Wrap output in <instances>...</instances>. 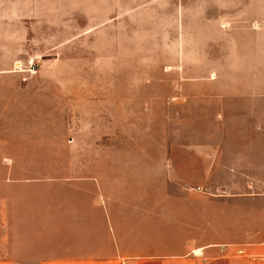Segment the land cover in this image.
I'll return each mask as SVG.
<instances>
[{"label": "rangeland", "instance_id": "obj_1", "mask_svg": "<svg viewBox=\"0 0 264 264\" xmlns=\"http://www.w3.org/2000/svg\"><path fill=\"white\" fill-rule=\"evenodd\" d=\"M172 145L264 192V0H0V259L73 194L170 191Z\"/></svg>", "mask_w": 264, "mask_h": 264}, {"label": "crops", "instance_id": "obj_2", "mask_svg": "<svg viewBox=\"0 0 264 264\" xmlns=\"http://www.w3.org/2000/svg\"><path fill=\"white\" fill-rule=\"evenodd\" d=\"M168 165L170 191L76 193L50 220L35 210L0 264H264V208L252 207L264 192H215L214 164L183 145Z\"/></svg>", "mask_w": 264, "mask_h": 264}, {"label": "built area", "instance_id": "obj_3", "mask_svg": "<svg viewBox=\"0 0 264 264\" xmlns=\"http://www.w3.org/2000/svg\"><path fill=\"white\" fill-rule=\"evenodd\" d=\"M239 252H240V253H243V252H244V250H243V249H240V250H239Z\"/></svg>", "mask_w": 264, "mask_h": 264}]
</instances>
